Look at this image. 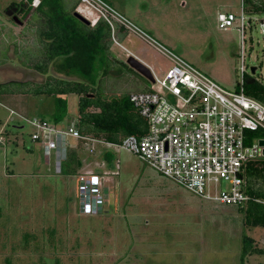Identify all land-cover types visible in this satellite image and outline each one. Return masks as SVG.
Returning a JSON list of instances; mask_svg holds the SVG:
<instances>
[{
    "label": "rangeland",
    "instance_id": "obj_1",
    "mask_svg": "<svg viewBox=\"0 0 264 264\" xmlns=\"http://www.w3.org/2000/svg\"><path fill=\"white\" fill-rule=\"evenodd\" d=\"M73 1L66 0V6L70 8ZM106 1L230 91L242 81L241 34L237 28L220 30L218 13L240 17L244 6L248 22L244 80L263 82L264 35L260 21L264 12L250 11L247 0L244 5L242 0ZM21 2L27 0H0V84L18 81L35 88L44 86L48 78L77 81L76 77L58 73L53 65L48 66L46 75L35 69L43 59L38 15L14 9L6 13L13 3ZM141 14H147L153 31L137 20ZM129 38L133 44L124 42L123 46L137 55L141 53L162 77L171 62L136 35ZM111 41L110 62L94 67V93L112 100L150 88L152 84L124 65L130 55L114 44L112 37ZM253 67L257 68L255 75L251 74ZM66 100L65 120L79 121L80 96L69 94ZM55 107V97L0 94V135L6 140V152L0 155V264H243L245 235L264 250V228L246 226L245 215L237 207L196 196L135 155L102 145L96 146L95 154L86 147L74 149L82 162L79 175L89 171L113 173L116 169L108 163L106 153H111V163L117 160L120 166L117 176L105 178V213H80L78 173L67 174L64 162L62 173L56 174L55 158L45 157L41 142L32 140L34 127L9 111L28 121H51ZM263 137H256L254 142ZM261 157L264 159V148ZM244 264H264V255L248 256Z\"/></svg>",
    "mask_w": 264,
    "mask_h": 264
},
{
    "label": "built area",
    "instance_id": "obj_2",
    "mask_svg": "<svg viewBox=\"0 0 264 264\" xmlns=\"http://www.w3.org/2000/svg\"><path fill=\"white\" fill-rule=\"evenodd\" d=\"M243 1V5L245 0ZM41 0H33L38 8ZM76 12L94 28L105 22L115 44L118 26L127 33L144 40L166 57L171 66L162 77L154 72L149 90L130 95V102L148 124L144 137L129 136L120 144L83 136L78 130V120L53 124L42 119L28 121L34 127L33 141H39L45 157L55 158V172L60 175L63 163L68 162L74 149L86 147L95 154L98 145L114 152L126 151L135 155L155 172L184 187L189 192L221 206L245 208L253 199L248 193L247 170L251 163L262 160L260 145L246 134L259 131L264 136V104L246 95L244 78V46L247 19L244 6L239 17L234 13H218V27L228 31L233 28L241 34L242 81L230 91L197 69L194 65L164 47L148 33L142 31L120 14L106 0H79ZM249 26V24H248ZM264 35V17L260 21ZM264 86L263 82L258 81ZM70 139L76 142L71 143ZM49 162V160H48ZM113 173L94 171L78 173L79 212L99 216L106 211L108 188L105 178L119 174V161H114ZM264 205V197L254 200Z\"/></svg>",
    "mask_w": 264,
    "mask_h": 264
},
{
    "label": "trees",
    "instance_id": "obj_3",
    "mask_svg": "<svg viewBox=\"0 0 264 264\" xmlns=\"http://www.w3.org/2000/svg\"><path fill=\"white\" fill-rule=\"evenodd\" d=\"M250 11L264 12L263 0H247ZM33 0L27 3H13L6 11L14 9L17 13L28 14L33 11L38 16L39 42L43 51V59L34 66L35 69L46 75L48 66L53 65L56 71L62 75L76 77L77 81L48 78L44 86L31 87L29 83L11 81L0 84L2 95H45L55 97V112L52 120L42 119L60 124L68 116V103L66 96L78 94L80 96L78 111V130L83 136L104 140L113 144H120L129 136L144 137L148 133V124L140 116L137 109L130 102V94H125L112 100L94 93L92 74L96 63L107 65L110 62L108 56L111 52V30L109 26L99 21L92 28L78 20L74 13L79 0L73 1L68 8L66 0H41L38 8L32 7ZM112 63V62H111ZM113 65V64H112ZM124 65L129 68L127 64ZM148 82V81H147ZM149 83V82H148ZM149 90L147 89L145 91ZM246 95L253 97L264 104V86L253 78L244 80ZM249 138L260 136L259 131H247ZM106 153L108 163L111 157ZM82 167L81 160L75 150L70 153V158L64 166L67 174H77ZM248 193L253 199L245 208H238L245 215V225L253 228H264V205L254 200L264 197V159L251 163L247 170ZM255 240L247 235L243 238L242 261L253 255H264V250L255 246Z\"/></svg>",
    "mask_w": 264,
    "mask_h": 264
},
{
    "label": "crops",
    "instance_id": "obj_4",
    "mask_svg": "<svg viewBox=\"0 0 264 264\" xmlns=\"http://www.w3.org/2000/svg\"><path fill=\"white\" fill-rule=\"evenodd\" d=\"M110 5L113 6L114 4H112L110 2ZM119 12V11H118ZM120 14L123 15V13L119 12ZM125 13H128L127 10L125 11ZM124 16V15H123ZM138 18V19H137ZM137 20L141 23H143L144 26H146L148 29H151L153 31L154 26L149 22V18L147 16V14H141L139 16H137ZM150 30V31H151ZM133 35V34H131ZM130 37V33H127L122 27L118 26L116 28V32H115V40L117 41L118 44H116L117 46H120L125 52H127L130 57L133 56L136 59H138L140 62H142L143 64H145L150 70L151 72L155 73L154 67L149 64L148 62H146L145 58L143 57V55L140 53V55L135 54L134 52H132V50H130L129 48H126L125 46H123L122 43L126 42V44H129L131 39ZM139 38V37H138ZM142 40V39H141ZM144 41V40H142ZM145 42V41H144ZM146 43V42H145ZM115 44V43H114ZM133 43H130L129 45H131ZM147 44V43H146ZM148 45V44H147ZM150 46V45H149ZM113 47V45H112ZM171 66V65H170ZM166 72V71H165ZM163 72V74L165 73ZM156 74V73H155ZM157 75V74H156ZM64 122V121H63ZM6 152V140L5 138H3L0 135V155L4 154ZM252 238V237H251ZM254 239V238H253Z\"/></svg>",
    "mask_w": 264,
    "mask_h": 264
},
{
    "label": "water",
    "instance_id": "obj_5",
    "mask_svg": "<svg viewBox=\"0 0 264 264\" xmlns=\"http://www.w3.org/2000/svg\"><path fill=\"white\" fill-rule=\"evenodd\" d=\"M74 16L82 21L83 23H85L86 25H89V22L84 19L80 14H78L77 12L74 13ZM15 21H17V19H15ZM126 64L133 69L135 72H137L139 75H141L142 77H144L147 81L153 82V75L151 70L142 62H140L138 59H136L135 57L131 56L128 58ZM256 70L257 68H251V74L255 75L256 74ZM260 145L262 147H264V140H262L260 142Z\"/></svg>",
    "mask_w": 264,
    "mask_h": 264
},
{
    "label": "clouds",
    "instance_id": "obj_6",
    "mask_svg": "<svg viewBox=\"0 0 264 264\" xmlns=\"http://www.w3.org/2000/svg\"><path fill=\"white\" fill-rule=\"evenodd\" d=\"M76 12V11H75Z\"/></svg>",
    "mask_w": 264,
    "mask_h": 264
}]
</instances>
